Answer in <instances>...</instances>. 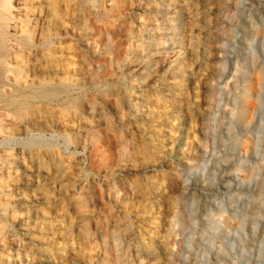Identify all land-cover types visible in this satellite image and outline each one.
I'll use <instances>...</instances> for the list:
<instances>
[{
  "label": "rangeland",
  "instance_id": "obj_1",
  "mask_svg": "<svg viewBox=\"0 0 264 264\" xmlns=\"http://www.w3.org/2000/svg\"><path fill=\"white\" fill-rule=\"evenodd\" d=\"M109 1L11 0L8 11L0 0V25L10 22L16 37L40 40L52 12L62 25L50 51L11 41L21 49V62L16 65L11 54L6 71L0 69L8 81L18 71L22 86L15 93L0 87V262L12 264L21 242L34 260L52 256L55 264H264V0H200L228 14L226 29L210 36L192 19L183 32L173 25L164 31L153 22L159 16L155 0ZM251 15L254 29H244ZM83 21L91 30L84 36L77 26ZM149 29L162 49L143 57ZM244 33L257 34L258 43L240 51ZM221 43L232 48L223 57L214 49ZM45 68L57 71L50 88L61 85L65 71L83 79L43 96L33 84ZM179 81L183 94L165 92ZM178 95L192 120L186 160L166 144L173 136L162 139L179 121L163 115ZM203 128L209 131L205 139ZM151 129L158 130L159 142L152 141ZM202 144L215 161L222 153L238 156L230 169L240 168L234 174L239 182L251 183L222 215L206 199L196 216L189 211L190 195L203 196V181H211L194 176L189 165ZM49 166L47 176L35 175ZM173 243L168 263L162 247ZM16 257L15 264H25L27 255Z\"/></svg>",
  "mask_w": 264,
  "mask_h": 264
},
{
  "label": "bare ground",
  "instance_id": "obj_2",
  "mask_svg": "<svg viewBox=\"0 0 264 264\" xmlns=\"http://www.w3.org/2000/svg\"><path fill=\"white\" fill-rule=\"evenodd\" d=\"M109 2H110L109 5H112L116 1L110 0ZM155 2L157 4L154 5V12L156 14H159V16L156 15L157 16L156 20H154L153 22L157 23L158 24L157 26H163L164 31L171 30V28H172L171 26L173 25V26L179 27V29H178L179 32H183V31H181V30H183L182 26L186 24L185 21L187 19H189L190 21L192 19L195 22L194 26H196L197 28H201L204 31H207V35H209V36L212 33H216L220 30L226 29V27L228 26V23H227L228 14H226L225 12H222L220 9L213 10L211 7H208V5H204V4L202 5V1H200V0H195V1L194 0H155ZM242 2L244 3V0H242ZM199 5H201V6L197 7ZM192 6L195 8L193 10V12L188 11L189 7H192ZM2 7L9 11L11 8V0H3ZM79 12H80L79 11V1H77L74 4V13L78 14ZM50 14H51V17L53 18V20L51 19L52 25H50L51 27L47 28V30L42 34L40 40H38V41H29V39H27V38H21L18 36L16 37L15 35L11 34L9 31L10 22H8V21L5 24H3V26L0 25V69L1 70L3 68L6 71V66H9L11 64L9 62L10 59L8 61V57H10L11 54L13 55L14 59L16 60L15 61L16 65H19V63L21 62L20 61L21 60V53H20L21 49H18L19 47L15 46L14 45L15 43H11V41L15 40V42L17 44L21 45V48L22 47H31L34 49L42 48L44 51L45 50H48V51L51 50V47H53L55 45V39L59 36H62V33H61V26L62 25L59 24V21L57 20V16L54 12H52ZM259 15H262V14H259ZM29 18H30V16L27 15L26 21L27 20L29 21L30 20ZM158 18L160 20H158ZM254 18L255 17H253L251 15L250 26L249 25L244 26L243 28L244 29L251 28L250 30H253L254 26L252 25V22H253ZM48 21H50V20H48ZM256 23L259 24L258 22H256ZM71 25L76 26V22L71 23ZM77 26L79 27V32H80V35H82V36L88 35L91 32L86 21H83L81 23V25L78 23ZM260 26H263V24ZM212 28H214V30L209 31ZM22 31H25V29H22ZM155 33H156L155 29H149L146 31V35L144 37L143 42L141 43L142 46L140 48L141 51L143 49V51H142L143 57H147L151 53L159 52L162 49L161 45L158 43L160 38L157 39V37L155 36ZM248 35H251V33L242 34L241 43H243V46H242V48H240V51L249 50L251 47L250 44L253 45V44L258 43V41H257L258 35L257 34H255L253 38H249ZM229 48H230V50L232 49L229 45L226 46L225 44H222V43L219 44L218 46L214 45V49H217V51L219 53V57H223L226 54V50ZM235 63H236V65L239 64L238 62H235ZM228 64H229V60L227 62V65L225 64L223 67H226V66L228 67ZM44 66H46V65H43L42 67H44ZM227 67H226L225 71H227ZM11 69H9L7 72H11L12 71ZM52 70H54V69L45 68L44 70L42 69L40 71L39 75L34 74V76H37L38 80H40V81H39V83H34L33 85H40V89H41L40 93L43 96L55 95V94L59 93L60 91H65L66 88L69 87V85H72V86L79 85L80 80L83 79V77H82L83 75L80 73L76 72V73L71 74V73L65 71L63 73V75H61V77H59L61 85L56 87L55 89H54V87L50 88V83L55 78L53 76V73L57 72L56 70L54 72ZM12 72H14V71H12ZM17 72L14 73V76L9 81L5 79V75L3 76L0 74V87L2 86L5 89H7L8 91H11L14 93L18 92V90L20 91L22 89V86H20V84H19L20 77L17 75ZM245 73H246V71L243 70V74H245ZM33 85H31V86H33ZM166 87H167V90L166 91L164 90V91L167 94H169V93H172L175 95H176V93L179 95L183 94L182 88L184 86L181 83V81L176 82V83H171L170 85H167ZM63 89H65V90H63ZM65 93H67V92H65ZM179 95L176 97H173L174 101H170L169 105L167 106V108L163 112V115H166V116H171V117L177 116V117H179V121H175L172 124V126L175 127L174 131L164 133V136L162 137V139H168L171 136H173V139H171L170 141H167L166 144H169V143L171 144V146H172L171 149L174 151V153L177 155V157L179 159L186 160L188 155H189V151L188 152L186 151L187 150L186 145H187L188 140H189V137H188L189 134L188 133H189V130L191 129L192 120H188L185 118L186 115L184 112V108H185L186 103L183 104V102L180 100L185 101L186 99L181 98ZM80 99L81 98L78 97L76 99V101L74 102L73 105L76 104L75 107H79ZM92 109H95L94 106H92ZM193 113H195L196 116L202 115L201 113H198V110L193 111ZM206 117H207V115H206ZM140 120H143V118H140ZM262 121H263V118L260 117L259 122H262ZM260 125H261V129H260L261 137L260 138L264 139V131H263L264 125L263 124H260ZM203 129H204V131H201L200 136L205 139L209 136V131H205V128H203ZM157 131L158 130H155V129L150 130V134L152 135L151 139L153 142H159L156 140L157 137H159L158 135H156ZM152 141H149V142L153 143ZM237 149H238V143H237V141H235L234 150H237ZM196 151L198 153V157L194 160L193 163L189 162L190 168H192L194 170V173H193L194 176L199 177V175H201L202 178H204V179L209 178V180H211V181H209L208 184L205 183V181H203L201 188L207 189V192L203 196H197L194 193H192V195H190L189 199L191 200V204H190L189 211H191L193 216H196L197 210L199 208L200 200L206 199V200H210L212 202L210 207L212 209H216L217 213L222 215L224 212L227 211V209L224 208L226 206V203L228 202L230 204L232 202L235 203V202L240 201L241 200L240 195L242 194V193H240V189L241 188H250L251 183H249L248 186H245L246 182L242 178L240 180L241 182H239V180L237 179V177L234 174H237L240 168H237V170H231L230 169V165H233V163H231V161L234 159L235 160L238 159V156L232 155L229 157L228 152L225 155H224V153H222V155L216 156V161H215L213 156H209V154H208L209 150H208L207 145H205V144L197 146ZM227 157L229 159H227ZM213 162H215L214 167H213ZM50 168L51 167L49 166L48 167L49 170H44V172L41 168H38V170L36 169L37 171H36L35 175H38L41 173L46 175V173H49ZM198 179H200V178H198ZM36 180H37V184H38L40 182V179L38 178ZM23 187H27V186L24 185ZM16 194H19V193H16ZM23 203H24V201H23ZM236 217H237L236 214H233L231 216V218H233V219ZM35 221L34 222L32 221L30 224H32V225L36 224ZM30 228L31 227H29V230H31ZM26 232H28V231H23V233L21 235H24ZM176 233H177V230L174 229V236L173 237L175 238V243L177 240V237H176L177 234ZM1 234H2V232H1ZM16 234L17 233H15L14 236H16ZM32 235H33V233H32ZM32 235H29L30 239H28V240L30 242H33L32 238L34 236H32ZM26 237H28L27 233H26ZM182 240L186 241L188 243L191 242L190 238L187 239L186 236L183 237ZM17 243H16V245H18ZM175 243L172 244V247H168V246L162 247L163 252H164V256H166V258L169 260L168 263H170V259H172L173 252H175V248H174ZM19 244H20V248L14 249L12 252L13 254L11 253L12 259H10V260H11L12 264H15L17 261L16 255H20L22 253L27 255V257L25 259L22 258L25 260L24 261L25 264H55L57 262V258L52 257V256H50V257L44 256L41 260L36 261V260H34V257H33L34 251H32L30 247H25L26 243L21 245V242H20ZM34 244H36V243H34ZM32 246H34V245H32ZM129 246H130V244H129ZM20 249L21 250L23 249V250L20 251ZM2 254L3 253H1V256H2ZM3 257H5V256L3 255ZM31 257H33V258H31ZM6 260H7V257H6ZM59 261H62V260H59ZM21 262H22V260H21ZM0 264H3V263L0 262Z\"/></svg>",
  "mask_w": 264,
  "mask_h": 264
}]
</instances>
